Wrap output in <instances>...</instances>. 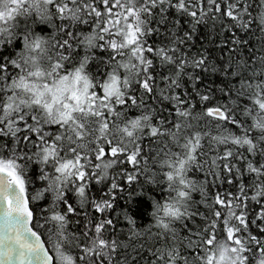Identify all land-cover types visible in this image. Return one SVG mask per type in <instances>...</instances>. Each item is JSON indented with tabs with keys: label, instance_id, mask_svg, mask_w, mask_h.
I'll return each mask as SVG.
<instances>
[{
	"label": "snow or ice",
	"instance_id": "snow-or-ice-1",
	"mask_svg": "<svg viewBox=\"0 0 264 264\" xmlns=\"http://www.w3.org/2000/svg\"><path fill=\"white\" fill-rule=\"evenodd\" d=\"M0 264H264V0H0Z\"/></svg>",
	"mask_w": 264,
	"mask_h": 264
},
{
	"label": "trees",
	"instance_id": "trees-1",
	"mask_svg": "<svg viewBox=\"0 0 264 264\" xmlns=\"http://www.w3.org/2000/svg\"><path fill=\"white\" fill-rule=\"evenodd\" d=\"M201 178H202V177H201ZM30 187H31V186H30ZM194 196H195L196 199H199V194H198V193H195ZM139 199H142V198H137V200H139ZM118 204H119L121 207H123V205H124V201H118ZM145 205H146V206L149 208V210H150V204H148L147 201H145ZM129 211L134 212L135 209H134L132 206H129ZM140 222L147 223V216L143 217V218H142V221H141L140 219H138V223H140Z\"/></svg>",
	"mask_w": 264,
	"mask_h": 264
}]
</instances>
